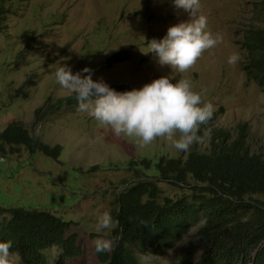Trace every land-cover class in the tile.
I'll return each mask as SVG.
<instances>
[{"label":"rangeland","instance_id":"obj_1","mask_svg":"<svg viewBox=\"0 0 264 264\" xmlns=\"http://www.w3.org/2000/svg\"><path fill=\"white\" fill-rule=\"evenodd\" d=\"M261 1L201 0L208 30L223 39L205 51L183 77L213 104L214 112L202 141L181 152L160 139L139 148L134 138L115 136L87 113L78 112L77 106L57 107L56 102L70 94L60 88L52 72L57 64L65 63L74 74L88 75L82 72L88 67L93 80L125 86L127 91L162 76L175 77L176 82L181 74L160 65L148 46L153 39H163L170 26L189 19L173 0H5L7 20L0 34V133L18 123L41 143L60 147L61 155L53 160L31 156L23 149L5 156L0 153V206L47 212L72 223L68 236L78 237L82 258L62 262L61 251L52 249L46 253L50 264H102L93 242L98 238L111 241L117 225L112 222L111 229L97 232V218L105 211L111 215L116 195L135 184L134 172L126 168L128 162L177 159L187 156L194 145L205 153L214 129L237 138L242 125L249 126L252 152L264 155V89L244 70L245 52L239 46L244 31L259 24L256 5ZM124 51L130 59L108 68L107 59ZM233 53H239L240 60L230 65ZM140 176L156 181V169L141 170ZM157 181L166 197L180 194L177 188ZM198 230L166 257L139 247L133 249L134 254L140 264H178L199 244ZM14 259L22 264L18 256Z\"/></svg>","mask_w":264,"mask_h":264},{"label":"trees","instance_id":"obj_2","mask_svg":"<svg viewBox=\"0 0 264 264\" xmlns=\"http://www.w3.org/2000/svg\"><path fill=\"white\" fill-rule=\"evenodd\" d=\"M0 0V34L7 20ZM258 22H264V0L256 5ZM241 46L248 49L244 70L264 89V30H246ZM129 59L127 53L108 60V68ZM118 92L128 88L109 85ZM19 93L24 95V90ZM57 107L77 106L74 95L58 100ZM40 111H38V114ZM202 125L198 135L206 133ZM231 132L214 129L209 151L194 145L177 159L159 158L130 161L135 184L116 195L112 222L117 225L111 242L113 250L97 252L102 264H140L133 249L139 247L156 257H166L195 228L199 244L178 264H264V155L252 152L249 126ZM17 149V150H16ZM25 150L58 160L61 148L41 143L18 123L0 133V153ZM156 169L157 177L140 176L141 170ZM175 187L180 194L166 197L160 182ZM120 192V191H119ZM182 192L184 194H182ZM72 223L36 210L6 209L0 206V241L10 242L11 251L22 264H50L42 250L61 251L60 260L82 258L77 236H68Z\"/></svg>","mask_w":264,"mask_h":264},{"label":"clouds","instance_id":"obj_3","mask_svg":"<svg viewBox=\"0 0 264 264\" xmlns=\"http://www.w3.org/2000/svg\"><path fill=\"white\" fill-rule=\"evenodd\" d=\"M173 3L178 11L182 9L187 13L189 19L170 26L163 39H153L148 46L160 65H168L173 72L181 74L176 82H173L175 77L162 76L142 88L118 92L103 80H93L88 67L82 69L88 75L74 74L65 63L57 64L52 72L60 88L74 95L77 111L87 113L100 127L111 129L117 137L134 138L139 148L160 139L184 152L202 141L198 133L212 118L214 107L204 100L201 92L193 89L192 82L184 78L183 73L193 68L203 53L216 47L223 38L208 30L207 17L200 11L201 0H173ZM246 30H264V22ZM242 39L239 46L245 52L246 63L248 49L241 46ZM124 53L130 59V54ZM114 56L118 55L110 59ZM239 60V53H233L228 63L234 65ZM111 227L112 217L105 211L97 218L96 231ZM93 243L98 253L111 250L110 240L98 238ZM11 248L10 242L0 241V264H16ZM46 253L47 250H42V254Z\"/></svg>","mask_w":264,"mask_h":264}]
</instances>
